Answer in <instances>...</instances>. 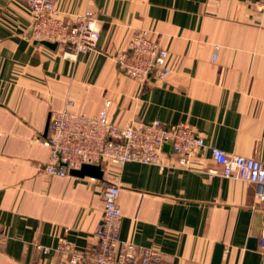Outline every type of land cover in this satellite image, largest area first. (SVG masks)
I'll use <instances>...</instances> for the list:
<instances>
[{
  "label": "crops",
  "instance_id": "1",
  "mask_svg": "<svg viewBox=\"0 0 264 264\" xmlns=\"http://www.w3.org/2000/svg\"><path fill=\"white\" fill-rule=\"evenodd\" d=\"M260 1L57 0L66 20L90 11L100 27L97 48L73 60L36 44L24 0H0V264H67L55 251L64 233L82 248L95 243L101 180L121 186V239L159 248L173 264H264L257 185L214 173L221 167L210 150L264 161ZM145 29L170 51L166 79L141 83L118 67L115 55ZM108 100L120 125L185 122L207 146L188 165L173 158L106 165L102 179L72 169L48 175L52 111L97 116ZM217 245L224 246L219 263Z\"/></svg>",
  "mask_w": 264,
  "mask_h": 264
},
{
  "label": "built area",
  "instance_id": "2",
  "mask_svg": "<svg viewBox=\"0 0 264 264\" xmlns=\"http://www.w3.org/2000/svg\"><path fill=\"white\" fill-rule=\"evenodd\" d=\"M34 14L32 38L58 42L63 56L77 60L98 46L100 27L90 11L66 20L57 0H24ZM264 6V0L260 1ZM218 49V48H217ZM217 52V50H216ZM118 67L131 79L145 82L151 77L166 79L172 74L170 51L149 30L136 33L126 50L115 55ZM71 103V102H70ZM90 116L68 108L50 115V135L45 144L50 148L44 171L50 176H64L83 164L123 166L128 162L168 165L171 160L191 164L193 155L207 146L206 139L185 122L166 125L160 119L120 125L110 119L108 108ZM171 144L173 152L164 149ZM215 171L224 177L236 178L257 185L256 197L264 201V161L243 155H231L225 149L210 148ZM104 214L96 229V242L82 248L66 233L58 239L55 251L67 264H173L168 255L154 246L138 245L120 237L123 212L119 203L121 186L117 181L101 180ZM262 245L264 248V236ZM44 254L51 247L36 245Z\"/></svg>",
  "mask_w": 264,
  "mask_h": 264
},
{
  "label": "water",
  "instance_id": "3",
  "mask_svg": "<svg viewBox=\"0 0 264 264\" xmlns=\"http://www.w3.org/2000/svg\"><path fill=\"white\" fill-rule=\"evenodd\" d=\"M30 30H31L30 32L32 34L33 27H31ZM35 42L38 45H44V46H46V47H48L54 51L58 50V47H59L58 42H53V41H49V40L35 39ZM164 149L167 152H173L171 144H169V143L165 144ZM72 173L79 175V176L90 175V176H94V177H97L100 179H102L104 177V169H103V166L100 164L85 163L79 169H72ZM252 241L254 242V246H256L255 245L256 239H252ZM223 249H224L223 245H217L216 253H215V262H217V263L220 262Z\"/></svg>",
  "mask_w": 264,
  "mask_h": 264
}]
</instances>
